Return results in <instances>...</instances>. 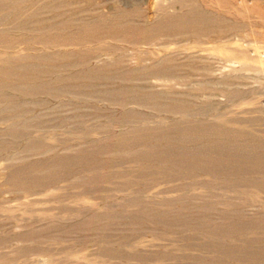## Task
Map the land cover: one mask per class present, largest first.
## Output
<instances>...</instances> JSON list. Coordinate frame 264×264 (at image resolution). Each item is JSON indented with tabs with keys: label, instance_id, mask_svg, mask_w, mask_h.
<instances>
[{
	"label": "rangeland",
	"instance_id": "obj_1",
	"mask_svg": "<svg viewBox=\"0 0 264 264\" xmlns=\"http://www.w3.org/2000/svg\"><path fill=\"white\" fill-rule=\"evenodd\" d=\"M0 264H264V0H0Z\"/></svg>",
	"mask_w": 264,
	"mask_h": 264
}]
</instances>
